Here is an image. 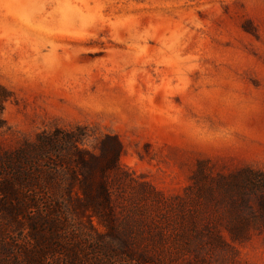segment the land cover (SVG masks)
<instances>
[{"label":"rangeland","instance_id":"374dc122","mask_svg":"<svg viewBox=\"0 0 264 264\" xmlns=\"http://www.w3.org/2000/svg\"><path fill=\"white\" fill-rule=\"evenodd\" d=\"M38 2L54 5L63 15L100 0ZM198 3L193 23L174 17L146 40L119 26L96 31L87 23L77 27L66 20L45 21L35 34L20 37L13 53L0 34V85L11 92L0 111L5 121L0 157L36 143L40 134L58 137L81 129L86 135L79 143L84 154L77 164L67 150L63 159L53 157L58 170H52L53 179H43L45 193L36 202H30L36 189L14 181V168L0 158V264H264V235L231 247L210 244L207 236L203 249L180 252L184 242L177 233L187 230L180 223L190 222L185 213L198 207L189 198V186L200 164L205 175L213 176L264 169V109L257 106L236 120L223 110L264 97V16L246 7L247 0ZM146 11L125 7L116 15ZM149 19L143 16L140 24L147 27ZM113 35L125 42L118 43ZM85 86L90 93L107 94L122 112L131 110L160 124L191 104L217 118L215 129H201L217 143L192 145L171 134H149L107 110L88 111L79 118L49 110L55 107L49 101ZM24 165L30 167V161ZM57 182L60 187L54 188ZM182 198L187 200L183 212L175 208ZM150 205L162 216L153 229L146 214L139 216ZM53 207L65 211L55 213Z\"/></svg>","mask_w":264,"mask_h":264},{"label":"trees","instance_id":"16d2710c","mask_svg":"<svg viewBox=\"0 0 264 264\" xmlns=\"http://www.w3.org/2000/svg\"><path fill=\"white\" fill-rule=\"evenodd\" d=\"M10 95L11 92L5 86L0 85L1 112L4 111L5 104L10 101ZM4 122L0 118V128L4 126ZM61 133L63 135H58V137H51L45 133L40 134L36 143L28 144L13 154H4V158L0 157L6 167L14 168V181L27 185L25 187L32 186L36 189L31 203L36 202L35 198L40 195V192L45 193L43 179H53L52 170H58L52 165L54 156L63 159L67 150L69 154L73 155L72 162L77 164L84 154L79 143L86 135L81 129ZM56 146L62 147L63 150L56 151ZM26 160L30 161V167H25ZM57 166L63 168L61 164ZM204 169V164L197 167L192 177V184L189 186V198L198 207L192 211L188 209L189 212L185 213L190 218V222L184 220L180 223H184V226L187 227V230L177 233V236L184 242L180 252L185 254L193 247L203 249L207 243L205 239L207 236H210L208 239L210 244L231 247L233 244L250 241L256 235H264V169L244 168L231 173H218L214 176L205 175ZM53 186L58 188L60 184L57 182ZM102 189L105 191L109 208L114 210L113 199L106 185H103ZM151 191L153 194L165 198V201H169L156 191ZM152 205L148 206L147 210L141 211L142 213L139 212V216L146 214L145 221L153 229L158 227L162 216L153 213ZM186 207L187 200L182 198L181 204L175 208L183 212ZM170 208L173 207L170 206ZM164 209H169V206ZM62 210L64 209L52 208L55 213ZM141 221L144 219L141 218ZM200 223L203 225L199 228ZM157 233L163 235L162 230H157ZM225 233L229 239L225 237ZM152 235L155 238L154 231Z\"/></svg>","mask_w":264,"mask_h":264},{"label":"clouds","instance_id":"9594fccd","mask_svg":"<svg viewBox=\"0 0 264 264\" xmlns=\"http://www.w3.org/2000/svg\"><path fill=\"white\" fill-rule=\"evenodd\" d=\"M198 0H153L150 4H128L117 3L116 0H100V2L90 3L88 5L75 8L68 13L60 15L55 12L54 5L47 4L41 6L38 0H0V34L7 38L11 52H15L14 47L19 38L26 35L35 34L45 21L49 23L58 20H66L67 22L79 27L82 23H87V26L96 31L103 30L105 25H111L114 29L119 26L130 33H139V38L146 40L151 38V34L158 29L164 28L169 23L173 22L174 17H179L185 20L186 23H193L194 13L199 8ZM254 7L258 14L264 16V0H247L246 7ZM140 8L148 9L146 12H141L139 15H125L121 12L117 16V11L120 9ZM105 9L108 12L105 13ZM143 16H148L149 23L147 27L140 24V19ZM191 18V19H186ZM196 27H200L197 23ZM143 28V31L140 29ZM187 31V29H185ZM182 35L183 33H179ZM175 36L176 33L174 32ZM113 39L118 43H124L117 35H113ZM85 88H77L74 93L60 94L57 99L49 101V104L54 105L50 111L56 114H68L70 117L79 118L83 113L88 111L107 110L120 115V119L125 122H130L147 131L149 134H171L180 137L192 145L202 143L215 144L217 141L210 136H203L204 133L215 129L218 126L217 118L211 116L210 113H202L191 104L186 108L184 113L177 111L175 115H171L164 124H160L155 120H145L141 115L132 112H122L119 107L114 106V102L105 93H90ZM39 102V101H38ZM201 104L207 106L208 101H200ZM259 106L264 109V97L260 100L249 99L245 103H236L233 105L224 106L225 115L233 120L239 119L244 112H252ZM45 107H48L45 104ZM208 115V119L202 117ZM199 124L198 128H193L192 125Z\"/></svg>","mask_w":264,"mask_h":264}]
</instances>
